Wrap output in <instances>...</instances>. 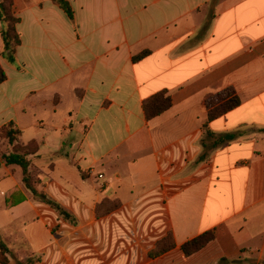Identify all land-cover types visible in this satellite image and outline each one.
Segmentation results:
<instances>
[{
	"label": "crops",
	"instance_id": "obj_1",
	"mask_svg": "<svg viewBox=\"0 0 264 264\" xmlns=\"http://www.w3.org/2000/svg\"><path fill=\"white\" fill-rule=\"evenodd\" d=\"M64 1L72 18L55 0L13 1L21 43L12 63L0 42V129L38 144L37 189L76 223L0 156L9 264H264V0ZM228 88L241 105L208 127L236 138L216 146L205 103ZM161 92L172 107L147 120ZM106 200L120 207L99 218ZM169 234L175 248L151 258Z\"/></svg>",
	"mask_w": 264,
	"mask_h": 264
},
{
	"label": "trees",
	"instance_id": "obj_2",
	"mask_svg": "<svg viewBox=\"0 0 264 264\" xmlns=\"http://www.w3.org/2000/svg\"><path fill=\"white\" fill-rule=\"evenodd\" d=\"M14 1V0H13ZM13 1L11 4L5 2L0 3V20L3 23V29L0 31V42H3L5 47L4 57L10 62H14L15 53L19 47L21 40L17 32L16 26L18 19L12 14ZM57 4L72 18V12L69 5L64 0H55ZM149 53L134 57V61H140L147 57ZM7 79L5 72L0 65V85ZM206 109L208 112L207 122L203 126L206 133L210 135L215 142V145H222L233 141L236 134H227L224 136H216L210 132L208 123L222 117L223 115L233 111L241 105V100L237 96L233 88H228L223 92L213 95L206 100ZM172 107L171 97L167 92L158 93L144 102V112L147 120H152L161 116ZM22 132L15 126L14 123H9L0 129V156L6 166H18L22 170V183L24 188L30 192L33 197L39 202L51 207L65 222L75 224V219L61 205L51 200L45 193L39 192L37 189V181L31 171L30 157L38 155L39 146L35 142L24 144L22 142ZM203 156L201 157V159ZM120 205L116 202L106 200L96 208L97 217L101 218L117 210ZM215 232L209 231L199 237L187 242L182 246V251L186 257H190L204 248H206L214 239ZM175 248V241L172 234L167 235L160 240L155 249L150 252L151 258H158L168 253ZM8 248L4 242H0V264H9L7 257Z\"/></svg>",
	"mask_w": 264,
	"mask_h": 264
},
{
	"label": "rangeland",
	"instance_id": "obj_3",
	"mask_svg": "<svg viewBox=\"0 0 264 264\" xmlns=\"http://www.w3.org/2000/svg\"><path fill=\"white\" fill-rule=\"evenodd\" d=\"M13 0H0V3H2V2H5V3H7V4H11V2H12ZM2 29H3V26H2ZM66 142V141H65ZM1 143H2V141H0V145H1ZM20 179L21 178V172L19 173V175L17 176V179ZM0 182L2 183V185H3V188L4 189H9L10 187H14L13 186V182H12V180L11 179H9V178H7L6 176H5V170L4 169H2V170H0ZM2 219L0 218V231H3L4 232V230H2ZM11 243V241H9L7 238H5L4 237V244H10ZM18 261H16V264H18L17 263ZM14 264V263H13Z\"/></svg>",
	"mask_w": 264,
	"mask_h": 264
},
{
	"label": "built area",
	"instance_id": "obj_4",
	"mask_svg": "<svg viewBox=\"0 0 264 264\" xmlns=\"http://www.w3.org/2000/svg\"><path fill=\"white\" fill-rule=\"evenodd\" d=\"M263 158H264V156H263ZM100 178H103V176L101 175Z\"/></svg>",
	"mask_w": 264,
	"mask_h": 264
}]
</instances>
